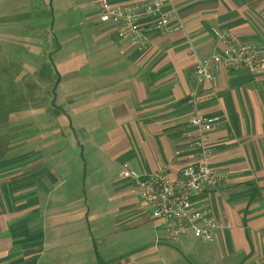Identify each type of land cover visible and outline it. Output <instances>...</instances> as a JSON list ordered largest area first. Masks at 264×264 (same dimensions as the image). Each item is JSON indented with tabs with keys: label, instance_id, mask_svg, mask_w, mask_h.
Listing matches in <instances>:
<instances>
[{
	"label": "crops",
	"instance_id": "crops-1",
	"mask_svg": "<svg viewBox=\"0 0 264 264\" xmlns=\"http://www.w3.org/2000/svg\"><path fill=\"white\" fill-rule=\"evenodd\" d=\"M166 9L180 29L147 30L139 50L117 37L93 0H9L0 9V66L13 68L0 80L23 82L19 97L24 82H34L35 96L50 99L40 112L81 129L83 152L93 151L88 162L110 159L119 168L112 185L125 199L126 219L149 221L164 235V225L139 207V188L121 177L123 166L176 178L198 156L191 116L219 117L206 133L207 162L223 174L209 201L224 226L210 243L157 235L155 246L177 245L183 264H264V70L221 68L212 82H198L193 72L195 57L220 52L227 40L264 48V0H169ZM91 44L98 50L90 52ZM53 82L65 105L50 104ZM14 143L10 152L0 142V264H97L89 235L75 232L67 215L66 168L25 140Z\"/></svg>",
	"mask_w": 264,
	"mask_h": 264
},
{
	"label": "rangeland",
	"instance_id": "rangeland-1",
	"mask_svg": "<svg viewBox=\"0 0 264 264\" xmlns=\"http://www.w3.org/2000/svg\"><path fill=\"white\" fill-rule=\"evenodd\" d=\"M8 2L9 0H0V9L7 6ZM11 26L12 24L8 27ZM12 39H15L14 36ZM97 50V45L91 44L90 52ZM10 51L12 58L18 56L17 48ZM12 68L7 65L0 66V73ZM58 83L60 86L61 81ZM21 85L23 82L18 80H0V110L4 111H0V124L5 125L0 132L3 133L1 137L6 140L0 141L5 143L1 146L6 147V143L9 144L8 148L12 152L16 147L14 142L25 140L27 148L31 145L30 148L41 150L49 163L66 168L68 173L61 176L60 183L70 190L68 196L63 198L68 203L67 215L75 221V232L89 235L90 242L98 253V258L95 256L97 264H183L184 258L177 245L155 246L157 235L165 236L162 229L153 228L149 221L126 219L127 215L120 209L125 204V199L121 198L120 192L112 185L120 171L114 166V162L110 159L104 162L102 159L100 162H88L87 151H93L88 145V150L83 152V137L76 123L72 120L70 124V118H57L54 111L40 112L39 105L44 104L45 107L42 108L46 109L50 99L35 96L36 86L32 81L24 82V89L21 88L25 97H19L16 94ZM54 89L53 82L48 90V94H53L50 104L65 105L64 96L55 99V95L61 92H54ZM25 92L34 96H28ZM66 121L68 131L67 126H63ZM65 146H69L74 152ZM128 189L132 190V196L138 197V189ZM138 205L146 208L140 199Z\"/></svg>",
	"mask_w": 264,
	"mask_h": 264
},
{
	"label": "built area",
	"instance_id": "built-area-1",
	"mask_svg": "<svg viewBox=\"0 0 264 264\" xmlns=\"http://www.w3.org/2000/svg\"><path fill=\"white\" fill-rule=\"evenodd\" d=\"M101 16L114 24L117 37L131 40L139 50L146 48V31L155 29L170 34L180 29L173 25L169 0H143L135 4H115L110 0H93ZM264 70V48L250 44H237L227 40L220 52L203 59L195 57L193 72L198 82H212L221 68ZM219 117L191 116L196 127L195 145L198 156L185 165L176 178L164 171L141 174L124 165L121 177L130 179L139 188V197L149 216L164 225L166 238L177 241L193 236L210 243L224 225L212 212L210 197L223 179V174L207 162L210 153L206 133L219 122Z\"/></svg>",
	"mask_w": 264,
	"mask_h": 264
}]
</instances>
